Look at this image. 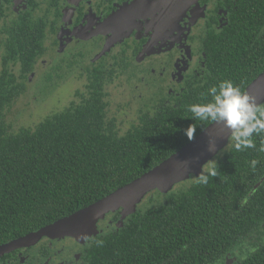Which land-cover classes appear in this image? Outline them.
Wrapping results in <instances>:
<instances>
[{
    "label": "trees",
    "instance_id": "trees-1",
    "mask_svg": "<svg viewBox=\"0 0 264 264\" xmlns=\"http://www.w3.org/2000/svg\"><path fill=\"white\" fill-rule=\"evenodd\" d=\"M216 2L228 19L204 40L206 79L187 88L174 107L148 103L128 121H120L123 110H116L114 94L108 98L97 72L89 79L88 96L79 93L81 103L36 126L22 124L21 112L11 113L21 95L15 83L42 55L44 29L38 21L7 25L0 59V247L150 172L214 122L195 119L190 111L212 100L210 88L230 80L246 92L264 73V0ZM252 139L255 148L236 151L231 141L208 163L205 173L216 174H209L207 184L194 176L168 194L155 191L122 227L119 212L109 215L100 223L102 233L91 239L84 264H217L253 236L261 246L237 264H264V133Z\"/></svg>",
    "mask_w": 264,
    "mask_h": 264
},
{
    "label": "flooded vegetation",
    "instance_id": "flooded-vegetation-1",
    "mask_svg": "<svg viewBox=\"0 0 264 264\" xmlns=\"http://www.w3.org/2000/svg\"><path fill=\"white\" fill-rule=\"evenodd\" d=\"M216 1L201 0L183 19L165 20L166 5H155L156 0H2L0 59L12 20L38 21L44 29L42 55L33 60L29 75L16 81L21 95L11 113L20 100L31 96L38 118L51 117L62 111L58 94L70 89L75 90L74 102L81 103L80 95L88 96L89 79L97 72L104 78L108 98L126 96L129 103H137L136 114L148 103L155 109L162 103L164 108L174 107L187 88L206 79L204 40L228 19ZM14 68L22 70L20 65ZM46 104L49 108L44 110ZM91 239L83 244L71 238L44 239L40 248L0 256V264H84ZM235 251L217 264H237L239 258L229 259Z\"/></svg>",
    "mask_w": 264,
    "mask_h": 264
},
{
    "label": "water",
    "instance_id": "water-1",
    "mask_svg": "<svg viewBox=\"0 0 264 264\" xmlns=\"http://www.w3.org/2000/svg\"><path fill=\"white\" fill-rule=\"evenodd\" d=\"M201 0H156L155 5L164 4L165 20L183 19L192 6ZM2 0H0V6ZM255 98L258 106L264 105V73L246 90ZM229 130L220 122H213L180 151L134 182L120 188L108 197L84 208L83 210L49 225L38 232L0 247V256L12 251L31 248L44 239L62 240L71 238L83 244L89 238L98 236L100 223L111 214L120 213L123 217L118 227H122L126 216L138 211V207L155 191L170 193L182 182L198 177L205 167L231 142ZM210 144L214 150H210Z\"/></svg>",
    "mask_w": 264,
    "mask_h": 264
},
{
    "label": "clouds",
    "instance_id": "clouds-1",
    "mask_svg": "<svg viewBox=\"0 0 264 264\" xmlns=\"http://www.w3.org/2000/svg\"><path fill=\"white\" fill-rule=\"evenodd\" d=\"M209 94L212 100L208 103L190 106L193 117L223 123L231 134L232 147L236 151L255 148L253 134L264 133V107L258 106L254 97L242 92L241 88L230 80H223L218 86H213L209 89ZM188 138L191 139L190 134ZM210 150H214L211 144ZM257 163L258 161L253 159L250 166L255 169ZM209 174L214 176L216 173L212 171ZM209 174L202 172L196 177L197 182L207 184Z\"/></svg>",
    "mask_w": 264,
    "mask_h": 264
},
{
    "label": "rangeland",
    "instance_id": "rangeland-1",
    "mask_svg": "<svg viewBox=\"0 0 264 264\" xmlns=\"http://www.w3.org/2000/svg\"><path fill=\"white\" fill-rule=\"evenodd\" d=\"M40 83H41L40 79H38V82H35V84H34L35 90H36V87ZM76 87L77 86H75L74 89ZM70 90H71V92L68 93V94H63L62 92H60L58 94L57 99H58V110L59 111L63 110L64 108H66L72 102L75 101V98L73 97V94H74L75 90L74 91H72V89H70ZM31 98H32L31 96H28L26 100H24V101L20 100L18 105L13 110L14 112L12 114L14 115V114H17L18 111H21L20 115L18 116V119L20 120V122L22 124L36 126L39 122H41L43 120V118L45 116L42 119L38 118V116H37V114L35 112L37 109L34 107L33 103H31ZM25 102H26V104H25ZM26 105L29 106V107H27ZM113 105L116 108V110H123V113H121L119 115L120 121L121 120H126V121L132 120L135 117V115H136L137 103H132V104L129 103L127 98H126V96H124L123 98L122 97L119 98L118 95H115L114 98H113ZM42 108L44 110H47L49 108V105L48 104L43 105ZM32 115H34L33 119L30 118ZM229 145H228V147H229ZM205 170L207 171V166L204 169V173H205ZM193 178H195V177L193 176L190 180H187V181L182 182L180 184L192 181ZM178 185H176L173 190L178 189V187H177ZM143 204H144V202L139 206V208L142 207ZM255 239H256V237H255ZM255 239H253V240L249 239L243 246L237 248L235 253L232 256L229 257L230 261L234 260V259H238V258L239 259H243L251 251H255L256 247L258 245V243H255V241H256ZM61 248H62V246H61Z\"/></svg>",
    "mask_w": 264,
    "mask_h": 264
}]
</instances>
